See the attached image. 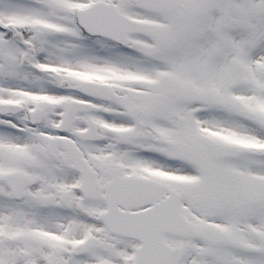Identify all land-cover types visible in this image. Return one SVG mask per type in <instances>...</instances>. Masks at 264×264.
I'll list each match as a JSON object with an SVG mask.
<instances>
[{"label":"snow or ice","instance_id":"snow-or-ice-1","mask_svg":"<svg viewBox=\"0 0 264 264\" xmlns=\"http://www.w3.org/2000/svg\"><path fill=\"white\" fill-rule=\"evenodd\" d=\"M0 264H264V0H0Z\"/></svg>","mask_w":264,"mask_h":264}]
</instances>
